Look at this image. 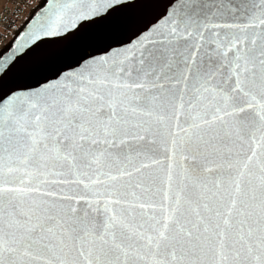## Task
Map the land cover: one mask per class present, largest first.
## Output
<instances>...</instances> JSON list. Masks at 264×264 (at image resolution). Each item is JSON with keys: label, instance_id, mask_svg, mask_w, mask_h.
<instances>
[{"label": "snow or ice", "instance_id": "snow-or-ice-1", "mask_svg": "<svg viewBox=\"0 0 264 264\" xmlns=\"http://www.w3.org/2000/svg\"><path fill=\"white\" fill-rule=\"evenodd\" d=\"M49 13L125 38L55 83L0 66V264H264V0Z\"/></svg>", "mask_w": 264, "mask_h": 264}, {"label": "water", "instance_id": "water-1", "mask_svg": "<svg viewBox=\"0 0 264 264\" xmlns=\"http://www.w3.org/2000/svg\"><path fill=\"white\" fill-rule=\"evenodd\" d=\"M53 0L48 5L40 3L31 11L28 19L0 49V66L15 63L14 71L8 77V86L25 84L35 87L37 80L47 77L55 83L57 71H67L68 65L89 53L98 54L109 44L125 38L113 30V22L105 21L91 24L66 38L45 36L43 33L50 23ZM40 11L33 16V13ZM158 11H163L161 6ZM25 29L20 30L22 26ZM71 30V25L68 26ZM64 33L65 29H61Z\"/></svg>", "mask_w": 264, "mask_h": 264}, {"label": "built area", "instance_id": "built-area-1", "mask_svg": "<svg viewBox=\"0 0 264 264\" xmlns=\"http://www.w3.org/2000/svg\"><path fill=\"white\" fill-rule=\"evenodd\" d=\"M40 0H7L0 13V48L28 19Z\"/></svg>", "mask_w": 264, "mask_h": 264}, {"label": "rangeland", "instance_id": "rangeland-1", "mask_svg": "<svg viewBox=\"0 0 264 264\" xmlns=\"http://www.w3.org/2000/svg\"><path fill=\"white\" fill-rule=\"evenodd\" d=\"M5 1L6 0H0V11H1V9H2L4 3H5ZM40 1H41V6H46L50 2V0H40ZM39 11H40V9H38L37 11H35V13H33V16L36 15ZM25 27H26V25L25 26L23 25L20 30L25 29Z\"/></svg>", "mask_w": 264, "mask_h": 264}, {"label": "crops", "instance_id": "crops-1", "mask_svg": "<svg viewBox=\"0 0 264 264\" xmlns=\"http://www.w3.org/2000/svg\"><path fill=\"white\" fill-rule=\"evenodd\" d=\"M6 3H7V0L5 1L4 5H5ZM4 5H3V7H4ZM3 7H2V8H3ZM1 10H2V9H1ZM0 13H1V11H0Z\"/></svg>", "mask_w": 264, "mask_h": 264}, {"label": "trees", "instance_id": "trees-1", "mask_svg": "<svg viewBox=\"0 0 264 264\" xmlns=\"http://www.w3.org/2000/svg\"><path fill=\"white\" fill-rule=\"evenodd\" d=\"M4 45H5V43L2 45V47H3ZM2 47H1V48H2ZM1 48H0V49H1Z\"/></svg>", "mask_w": 264, "mask_h": 264}]
</instances>
